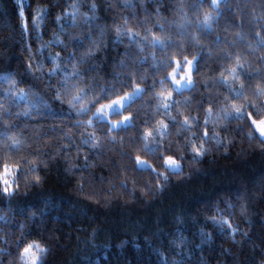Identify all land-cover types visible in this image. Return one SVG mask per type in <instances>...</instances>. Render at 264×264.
Here are the masks:
<instances>
[{
	"label": "trees",
	"instance_id": "16d2710c",
	"mask_svg": "<svg viewBox=\"0 0 264 264\" xmlns=\"http://www.w3.org/2000/svg\"><path fill=\"white\" fill-rule=\"evenodd\" d=\"M184 56L194 83L177 91ZM136 85L129 124L92 117ZM259 88L264 0H0V264H24L33 242L51 246L45 264H264V145L224 118L248 104L237 92L264 104Z\"/></svg>",
	"mask_w": 264,
	"mask_h": 264
},
{
	"label": "snow or ice",
	"instance_id": "6c2138e0",
	"mask_svg": "<svg viewBox=\"0 0 264 264\" xmlns=\"http://www.w3.org/2000/svg\"><path fill=\"white\" fill-rule=\"evenodd\" d=\"M211 4L213 6H218V0H211ZM19 18H20V24H21V28L23 31H28V18L26 17L25 11L23 9V7L20 8L19 10ZM42 18V17H41ZM57 19H59L57 17ZM210 19V16H205V20L204 23L207 24L208 21ZM33 24H35V21L32 22ZM259 35V34H257ZM157 42L156 38H153V46L155 45V43ZM161 43V45L163 46V41H159ZM60 53H57V56H59ZM196 61H197V57L193 56L192 59H189L187 56L183 57V63H181L180 59H176L175 60V68H173V70L171 72L168 73V75L171 77L172 82L178 86L183 85V82H187L188 84H193V78H192V72L194 71L195 67H196ZM237 63H239V58H237ZM28 68L31 69V64L28 65ZM176 68H187V72L186 74L182 77V78H178L176 75ZM236 68H232L231 72L234 74H236ZM75 75V73H74ZM241 89H243V85H241ZM143 91V89L140 88L139 85H136L135 90L131 93H127L124 95H120L118 96L116 99H111L110 102L108 103H99V107L96 108V111L94 113L95 116L99 117H103L105 119H107L108 117L111 116L113 109L117 110V114H122L123 111H126V102L127 103H131L133 97L136 95L137 92ZM259 95L264 96V88H259ZM168 97L172 96V93L169 92ZM237 97L242 98L245 101H248V104H235L233 103L231 105V111H226L225 113V119H236L237 121H242V125L240 127V130L243 131L244 130V126L246 125L249 129H251L250 131L246 132L245 134L247 135V137L250 140H258L260 145H264V104H258L256 101L254 100H250L247 96L244 95L243 91L237 92L236 93ZM76 99H79V97H76ZM105 99H108V96L105 95ZM165 99H167V97H165ZM99 101H97L98 103ZM250 107L252 109H255V111H250V112H245L244 109L245 107ZM164 107L167 109L169 107L168 104H164ZM209 112H211V108L208 109ZM132 116L131 115H123L122 120H116L115 122H113L112 120H108V130L111 131L112 127H118L121 123H127L128 121L132 120ZM250 121V123H248ZM93 123V121L89 120L88 124L91 125ZM161 123V128L162 131L166 130L168 128V125L166 123H164L163 121L160 122ZM208 123L207 120H205V125ZM184 124H188V117L184 118ZM254 126V127H253ZM259 133V136H256V133ZM153 135V133L151 131H146L145 132V136L146 137H151ZM209 131L207 129V127L204 128L203 133H202V142L199 146H197L195 143L192 144L191 148H192V153H193V159L195 161H199V159H202L205 157L206 155V150L203 147V141L204 138H208L209 137ZM213 135H217V134H213ZM217 143H219V141H217ZM147 147V145H146ZM163 163L165 166H167V168H170L172 170L173 173L175 174H181L182 173V165L181 162L178 161L174 156L171 155H166L163 156ZM28 163L30 164H34L35 162L33 161H29ZM143 163V161L141 160V157L139 155H137L135 157V164L136 165H141ZM10 169H16L17 171L20 169V165L19 164H8V163H4L3 164V172L5 175H7L10 171ZM32 171H36V167L31 169ZM153 171H155V169H153ZM165 179H167V176H165ZM42 178L39 175H36L34 177V182L36 184H39L41 182ZM5 187L3 188L2 192L3 195L5 196H13L15 195V189H10L7 185H8V181L5 180L4 181ZM17 188L19 187V185L16 186ZM81 187H83V185H81ZM230 227V225H229ZM233 233L235 232V229H232ZM33 247H35L37 249V251H33ZM46 250L43 249L38 243L33 242V243H29L27 244V246H25L23 248V253H22V258L24 259V264H38V261L40 260V253L45 252Z\"/></svg>",
	"mask_w": 264,
	"mask_h": 264
},
{
	"label": "rangeland",
	"instance_id": "374dc122",
	"mask_svg": "<svg viewBox=\"0 0 264 264\" xmlns=\"http://www.w3.org/2000/svg\"><path fill=\"white\" fill-rule=\"evenodd\" d=\"M219 1H221V0H218V2ZM216 7V6H215ZM189 59H191V58H189ZM176 67V66H175ZM172 71V70H171ZM186 72H187V68H184V69H181V68H176V75H177V77L178 78H182L185 74H186ZM169 79L171 80V83H172V87H173V89L174 90H182V89H187V88H189L191 85L190 84H188L186 81L185 82H183V85H182V87L181 86H178V85H176V84H174L173 82H172V79H171V77L169 76ZM136 87V86H135ZM135 87L131 90V91H128V92H126L125 94H127V93H131V92H133L134 90H135ZM140 88L141 89H143L142 88V86H140ZM141 92L142 91H140V92H137L136 93V95L133 97V99L134 98H136V97H138L140 94H141ZM172 93V92H171ZM168 94V93H167ZM167 94H165L164 96L165 97H167V99L168 100H170V98H171V96L170 97H168V95ZM124 95V94H123ZM116 99V98H115ZM132 99V100H133ZM108 102H110V101H106V102H104V103H108ZM128 103L126 102V105H127ZM165 104H167L166 102H165ZM125 105V106H126ZM99 107V106H98ZM97 108V107H96ZM96 108H95V110H94V112L92 113V117H95V118H97V119H99V120H104V121H106V122H108V120L110 119V120H112L113 122H115L116 120H122V117H123V115H118L117 114V110L116 109H113V111H112V114H111V116L110 117H108L107 119H105V118H103V117H97V116H95L94 115V113H95V111H96ZM130 123V121H128L127 123H121L118 127H121V126H125V125H127V124H129ZM118 127H112V129H116V128H118ZM254 127V126H253ZM257 134L259 135V133L257 132ZM145 138H146V145H147V147L148 148H150V149H152V146H151V144H150V142L148 141V139H149V137H146L145 136ZM141 160L143 161V163L141 164V165H137L139 168H149V167H152V165L149 163V162H147V161H145L144 159H142L141 158ZM163 165H164V163H163ZM164 167L167 169V170H169V171H171L172 172V170L170 169V168H167V166H165L164 165ZM4 173V172H3ZM5 175V174H4ZM5 180H9V178H7V177H5L4 178V181ZM10 180H12V176H11V179ZM4 181H3V188L5 187V184H4ZM10 189H11V186L9 185V182H8V185H7ZM35 251H37V250H35ZM24 260V259H23Z\"/></svg>",
	"mask_w": 264,
	"mask_h": 264
},
{
	"label": "clouds",
	"instance_id": "9594fccd",
	"mask_svg": "<svg viewBox=\"0 0 264 264\" xmlns=\"http://www.w3.org/2000/svg\"><path fill=\"white\" fill-rule=\"evenodd\" d=\"M41 247L43 249H45L46 251L45 252H42V254H44V258H42L41 255H40V260L38 261V264H45V262H46V256H47L48 253L51 252L52 249H51V246L48 245V244L42 245Z\"/></svg>",
	"mask_w": 264,
	"mask_h": 264
}]
</instances>
